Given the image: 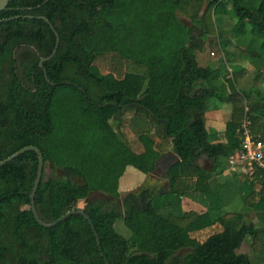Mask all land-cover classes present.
Masks as SVG:
<instances>
[{"label": "trees", "instance_id": "obj_1", "mask_svg": "<svg viewBox=\"0 0 264 264\" xmlns=\"http://www.w3.org/2000/svg\"><path fill=\"white\" fill-rule=\"evenodd\" d=\"M202 1L11 0L0 13V161L37 147L44 159L34 196L39 219L52 223L81 209L108 264H251L248 254L237 253L247 239L264 264V170L255 168L249 180L224 174L241 149L243 125L264 140V99L240 87L247 69L234 67L228 53L233 70L223 77L228 90L219 92L226 64L213 65L218 73L199 66L200 44L175 15L189 7L204 37L217 28L224 52L232 42L221 41L217 19L231 14L234 28L247 23L264 37V0H208L199 16ZM37 16L59 36L42 67L56 38ZM234 28L239 49L243 28ZM244 45L254 79L264 82V40L260 52ZM97 63L113 66V73L102 74ZM211 98L230 109L222 143H211L205 128ZM110 112L119 113L115 124ZM164 143L176 157L164 176L170 185L121 194L125 169L155 171ZM201 158L212 162L209 171ZM37 165L29 151L0 167V264H105L82 216L48 229L37 224L30 200ZM92 192L106 197L87 200ZM234 199L259 222L243 221ZM214 225L222 231L198 242L196 233Z\"/></svg>", "mask_w": 264, "mask_h": 264}, {"label": "rangeland", "instance_id": "obj_2", "mask_svg": "<svg viewBox=\"0 0 264 264\" xmlns=\"http://www.w3.org/2000/svg\"><path fill=\"white\" fill-rule=\"evenodd\" d=\"M208 0H203L200 6V10L197 12V14L200 16L202 12L204 11L205 7L207 6ZM187 12L177 11L175 13L176 17L182 21V23L192 29L194 39L197 43L200 44V48L196 52V60L201 67H213L215 63H217L220 59L223 60L224 64H226L227 70L224 71L222 69L221 71L213 67L212 69H215V73L221 74V82L222 89L219 91L221 93H226L228 88H226V84L223 81L224 76H230L233 66L230 65V59L228 57L224 58V54L228 53L229 55H233L234 60V67H245L247 69L244 78L241 80L240 87L243 89H248L253 91L252 99L260 98V96L264 99V82H262V79H254L255 72L253 71V68L250 66L251 57L246 58L243 55V52L241 51L240 47H245L244 44L248 42L256 51L263 50L261 48V45H263V36H257L253 33L252 27L250 24L243 23L241 26L237 28H243V31L241 30L239 33L242 37H244V44H238L239 49L234 48V37L235 35L232 33V30L234 28V25L236 23V20L231 16V14L222 15L221 18L216 19L217 27L219 29V32L221 34V41H226V44H228L230 41L232 44L226 45V48L223 52V49L220 45V40L216 37V31L217 28L214 25L215 34L211 32H206V36H202V32L200 27L197 24L192 23L189 13V7L186 8ZM214 19V18H213ZM237 28H234L236 30ZM244 49V48H243ZM258 49V50H257ZM246 52V51H245ZM262 57V56H261ZM97 68L102 74L106 73H113V66H106L103 64H96ZM128 69V67L126 68ZM259 70V68H257ZM264 70V69H261ZM135 72H139V69H134ZM207 87L212 88L211 83L206 84ZM216 86V84H215ZM218 90V89H217ZM258 91L261 92V94L258 93ZM229 107L228 104H226L224 101H221L220 99H214L211 98L208 101V109L205 113V128L209 136V141L211 143H222L225 140L224 136V129L225 125L229 120ZM119 116L118 112H110L109 117L111 119V122H114L116 118ZM127 137L130 140H134L131 134L127 133ZM157 143L162 144V141L157 138ZM176 160V157L174 154H172L170 145L168 143H164L162 147V156L157 162L155 171L151 172L150 174H143L137 170H135L132 167H127L125 169V172L123 176L119 180V192L121 194H125L130 191H136L139 188H159L162 186H168L170 183L164 178L166 169L169 167L171 163H173ZM198 164L205 170L209 171L210 167L212 166V162L207 160L206 158H201L198 160ZM47 174L50 173L49 169H46ZM58 176H62L63 173L58 171L56 173ZM227 176V175H226ZM228 177V176H227ZM241 177V176H240ZM244 179L249 180L248 178L242 176ZM239 180L244 181L243 179L238 178ZM234 196V195H232ZM106 195L102 192H92L89 194L87 200H97V199H104ZM122 197L118 198L114 202L118 205L121 204ZM86 200L81 201L79 203V208H82L84 206ZM190 207V206H189ZM191 208V207H190ZM192 208L197 209L199 212L202 211V207H199L198 205H195ZM234 208L236 212H242L243 214V221L245 222H259L258 217L254 212H251L250 210L247 211L246 208L242 207L240 208V205L236 203V200L234 199ZM118 222L115 223L114 228L119 234H123L121 231L117 229ZM125 230V229H124ZM222 231V227L220 225H214L212 227L205 228L204 230L197 232L195 238H198V242L202 243L204 242L209 236L213 234H217ZM199 234V235H198ZM200 238V239H199ZM187 252V251H185ZM184 252V253H185ZM241 254H248L249 260L251 264H261L258 260V257L251 253L250 247H249V240H245L240 249L237 251ZM183 253H178V255Z\"/></svg>", "mask_w": 264, "mask_h": 264}, {"label": "water", "instance_id": "obj_3", "mask_svg": "<svg viewBox=\"0 0 264 264\" xmlns=\"http://www.w3.org/2000/svg\"><path fill=\"white\" fill-rule=\"evenodd\" d=\"M10 1L11 0H0V13L6 9V7L9 4ZM24 17L25 18H34L32 16H24ZM15 18H18V17H15ZM35 18L43 20L46 24H48V26L50 27V29L52 30V32L54 33L55 38H56L55 47H54L51 55L48 58H41L40 61H39V66L42 67L43 62L50 60L53 57V55L56 53L58 45H59V36H58L57 32L55 31V29L53 28V26L51 25V23L46 18H44L42 16H37ZM2 21H5V20H0V22H2ZM29 151L34 152L37 155V160H38L37 171H36L33 187H32L31 193H30L31 212H32V215H33L35 221L37 222V224L39 226L43 227V228H47L48 229V228L54 227L55 225H57L58 223L62 222L63 220H65L66 218H68V217H70L72 215L82 216L85 220H87L88 224L90 225V227H91V229H92V231L94 233V236L96 238V243H97V246L99 248V251H100L101 255L103 256V253H102V250H101V247H100V241H99V238H98V236H97V234H96V232L94 230V226H93L91 220L89 219V217L81 209L69 211L65 215L60 217L58 220H56V221H54L52 223H44L43 221H41L39 219V217L37 215V212H36V209H35V205H34V196H35V193H36L37 188L39 186V183L41 181L42 172H43V165H44V159H43V155H42L41 151L37 147L27 146V147H24V148L16 151L15 153L10 155L6 159L0 161V167L5 165L6 163H9V162L13 161L14 159L19 157L23 153L29 152ZM104 261H105V264H108V262H107L105 257H104Z\"/></svg>", "mask_w": 264, "mask_h": 264}, {"label": "built area", "instance_id": "obj_4", "mask_svg": "<svg viewBox=\"0 0 264 264\" xmlns=\"http://www.w3.org/2000/svg\"><path fill=\"white\" fill-rule=\"evenodd\" d=\"M242 136L241 149L229 159L226 175H242L250 179L255 168L264 170V140L252 135L245 125L242 126Z\"/></svg>", "mask_w": 264, "mask_h": 264}, {"label": "crops", "instance_id": "obj_5", "mask_svg": "<svg viewBox=\"0 0 264 264\" xmlns=\"http://www.w3.org/2000/svg\"><path fill=\"white\" fill-rule=\"evenodd\" d=\"M219 69H220V68H219ZM219 69H218V70H219ZM216 82H217L218 84L222 83V82H221V77H220L219 79H217ZM224 174L226 175V172H225ZM228 177H229V176H228ZM237 178H240V177H237ZM192 206L194 207L195 204H192V203H191V204H190V207L192 208ZM196 210H197V209H196ZM201 212H204V209H203V208H202V211H201ZM237 253H238V252H237Z\"/></svg>", "mask_w": 264, "mask_h": 264}]
</instances>
